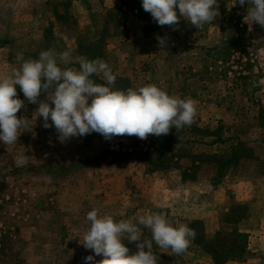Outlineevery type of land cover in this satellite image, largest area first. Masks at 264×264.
Instances as JSON below:
<instances>
[{"label": "rangeland", "instance_id": "374dc122", "mask_svg": "<svg viewBox=\"0 0 264 264\" xmlns=\"http://www.w3.org/2000/svg\"><path fill=\"white\" fill-rule=\"evenodd\" d=\"M218 3L220 15L212 23L197 29L181 17L173 30L159 26L142 0H0V76L21 66L18 56L38 59L50 48L94 59L81 48L98 41L99 58L116 75L112 90L156 85L198 102L191 126L173 131L179 143L171 167L150 173L138 161L103 163L98 158L104 150L150 147L154 135L106 140L93 132L61 143L54 127L42 126L38 104L28 103L17 86L26 105L17 117L27 119L29 130L9 150L0 142V264H84V257L94 255L81 243L92 210L133 223L159 213L174 227L188 226L178 205L186 202L179 191L191 183L233 197L231 207L248 205L244 228L253 239L248 258L240 262L264 264V28L245 21L247 2ZM58 66L79 68L62 61ZM91 78L104 83L102 74ZM236 152V162L221 169L218 161ZM22 154L27 164L18 167ZM183 172L188 173L185 181ZM220 213L219 229H230L222 221L226 212ZM142 238L151 239V230L144 229ZM124 243L130 253L138 251L126 236ZM185 252L176 255L153 242L158 264L203 260L194 256L201 251L192 243Z\"/></svg>", "mask_w": 264, "mask_h": 264}, {"label": "clouds", "instance_id": "9594fccd", "mask_svg": "<svg viewBox=\"0 0 264 264\" xmlns=\"http://www.w3.org/2000/svg\"><path fill=\"white\" fill-rule=\"evenodd\" d=\"M238 2L241 6L246 2L251 5L245 21L250 19L264 28V0ZM142 7L159 26L167 25L173 30H178L181 17L200 29L220 15L218 0H142ZM157 39L160 46L166 44L165 38ZM17 59L23 61L21 66L0 76V142L7 150L29 130L27 119L17 117L18 111L26 107L25 101L18 98L17 86L28 103L38 104L35 112L43 118L42 126L54 127L61 143L93 132L106 140L119 136L143 140L149 135H167L172 128L178 132L191 126L197 115V101L169 95L156 85L112 90L116 75L100 58L72 57L70 50L57 54L50 48L42 51L38 59L24 60L22 55ZM61 61L79 64V68L62 69L58 66ZM93 74H102L104 83L94 82ZM41 95L45 99H39ZM16 164L25 166L27 155H20ZM86 219L90 227L80 242L94 255L84 257V264H158L153 242L179 255L196 237L195 229L186 225L174 227L159 213L141 216L133 223L115 221L111 215L99 216L97 210H92ZM144 229L151 230V239L142 238ZM125 236L129 243L136 242L138 251L130 253ZM96 256L103 259L97 261Z\"/></svg>", "mask_w": 264, "mask_h": 264}, {"label": "trees", "instance_id": "16d2710c", "mask_svg": "<svg viewBox=\"0 0 264 264\" xmlns=\"http://www.w3.org/2000/svg\"><path fill=\"white\" fill-rule=\"evenodd\" d=\"M101 44L96 43L90 46H82V52L87 56L93 55L94 59L102 56ZM89 49V50H88ZM245 78V77H244ZM176 129L172 128L167 135L155 136L154 140L150 143V147L137 148L133 150H104L101 152V157L98 159L103 163H120L124 161H138L144 164L147 171L150 173L167 170L171 167V162L174 158V146L179 143L176 138ZM204 134H211L208 129H195ZM173 131H175L173 133ZM204 140V139H201ZM219 142L224 139L218 137ZM216 142V141H215ZM238 153L227 157L224 162L219 160L220 168L226 169L231 164L236 162ZM188 179V173H182V181ZM190 179H195L191 176ZM248 205L244 203L234 204L228 212L223 216V223L225 226L231 228H220L215 232L212 237H209L206 232V226L202 219H192L188 223V227L195 229L196 237L191 242L196 250L201 251L203 254L208 255L214 264H226L228 262H240L248 258L249 251V234L240 230L239 223L248 216Z\"/></svg>", "mask_w": 264, "mask_h": 264}, {"label": "crops", "instance_id": "0c3cea01", "mask_svg": "<svg viewBox=\"0 0 264 264\" xmlns=\"http://www.w3.org/2000/svg\"><path fill=\"white\" fill-rule=\"evenodd\" d=\"M179 194L180 197H184L186 200V202L178 205V208L181 209L179 214L182 215L186 223L196 218L205 220L207 223L206 232L209 237H212L215 234V232L219 229V216H218L219 213L227 212L231 208L232 203H234L233 197L229 195L226 196L225 194L218 192V190L215 188L210 190H205L198 187L197 184H192V183L186 187H183L181 191H179ZM194 200H197V202H194ZM219 201L222 204H220ZM206 202H208V206L204 204ZM218 206L220 207V211L218 209ZM244 222L245 220H242L239 223V227L240 230L249 233L250 237H249L248 247L250 249L251 248L250 242L252 241L253 238L250 235L251 231H248L244 228ZM263 226L264 225H262V227ZM184 254L189 255L192 253L185 252ZM194 256H200L201 258H203V260L199 258L200 260L196 261L195 264H214L211 258L208 255L203 254L202 252H198ZM226 264H247V262H228Z\"/></svg>", "mask_w": 264, "mask_h": 264}]
</instances>
